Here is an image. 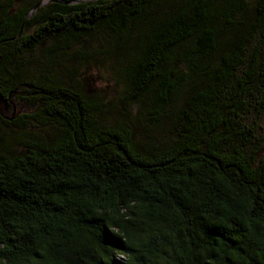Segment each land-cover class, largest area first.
Here are the masks:
<instances>
[{
  "label": "trees",
  "instance_id": "obj_1",
  "mask_svg": "<svg viewBox=\"0 0 264 264\" xmlns=\"http://www.w3.org/2000/svg\"><path fill=\"white\" fill-rule=\"evenodd\" d=\"M43 1L0 0V123L54 132L0 154V264H264V0Z\"/></svg>",
  "mask_w": 264,
  "mask_h": 264
},
{
  "label": "rangeland",
  "instance_id": "obj_2",
  "mask_svg": "<svg viewBox=\"0 0 264 264\" xmlns=\"http://www.w3.org/2000/svg\"><path fill=\"white\" fill-rule=\"evenodd\" d=\"M81 72L85 74V78H88L87 86L89 93L99 98H104L106 102L117 101L121 87L117 84L114 71L109 64L105 66H91L87 69H82ZM15 105L14 111L16 114H32L35 111V109L33 110L26 104L15 102ZM2 109L4 112L6 108ZM6 115L11 116L12 111L11 114L6 113ZM259 124V131L264 136V117L263 121ZM141 125L142 127H138L135 131L137 142L154 143L157 145H164L169 142L171 138L169 131L172 129V122L167 121L158 125V127L154 125L146 127V123H142ZM53 136V126L44 128L38 125V123H32L24 127H6L0 123V138L2 139L0 154H22L25 151L24 143L26 141L34 140L41 144L49 142Z\"/></svg>",
  "mask_w": 264,
  "mask_h": 264
},
{
  "label": "water",
  "instance_id": "obj_3",
  "mask_svg": "<svg viewBox=\"0 0 264 264\" xmlns=\"http://www.w3.org/2000/svg\"><path fill=\"white\" fill-rule=\"evenodd\" d=\"M49 2H56V1H53V0H45L43 1L42 3H40L39 5H37L31 12L30 14L27 16V18H30L32 17L41 7L47 5ZM58 3V2H57ZM68 4V3H66ZM1 104H2V101L0 100V113L2 112V107H1ZM2 114V113H1ZM3 116V115H2ZM7 119V118H6Z\"/></svg>",
  "mask_w": 264,
  "mask_h": 264
},
{
  "label": "flooded vegetation",
  "instance_id": "obj_4",
  "mask_svg": "<svg viewBox=\"0 0 264 264\" xmlns=\"http://www.w3.org/2000/svg\"><path fill=\"white\" fill-rule=\"evenodd\" d=\"M3 108H4V107H3ZM5 108H6V109H5ZM5 108H4V109H5V111H4V112H5V115H4L3 110H2V112H1L2 114L0 113V115H1V116L3 115V116L6 117V116H7L6 113H7V114H11V108H10L9 106L7 107V105H6Z\"/></svg>",
  "mask_w": 264,
  "mask_h": 264
}]
</instances>
